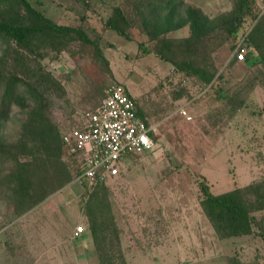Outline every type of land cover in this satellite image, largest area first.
<instances>
[{
	"label": "rangeland",
	"instance_id": "rangeland-1",
	"mask_svg": "<svg viewBox=\"0 0 264 264\" xmlns=\"http://www.w3.org/2000/svg\"><path fill=\"white\" fill-rule=\"evenodd\" d=\"M9 1L0 6L1 19L31 24L27 9ZM29 4L59 26L84 31L93 44L76 35L57 36L55 41L41 37L30 50L0 34V111H9L0 130L5 143L20 140L33 107L31 99L24 108L13 104L8 110L2 105L7 83L14 77L23 81L16 95L30 96L26 82L43 94L47 116L61 135L80 126L102 102L105 89L115 84L128 90L157 130L155 149L131 156L121 177L91 190L84 186L81 217L68 219L62 230L74 235L83 224L106 264L110 259L114 264H142L146 259L150 264H264V211L255 214V234L220 240L201 206L203 182L220 195L264 180V0ZM190 9L208 19L196 35ZM170 15L172 22L167 21ZM111 19L122 24L125 36L108 26ZM236 20L239 30L233 34ZM206 28L209 31L203 33ZM242 43L252 47L246 64L236 61ZM193 67L212 74V82L205 83ZM44 77L50 82L42 81ZM17 152L24 164L38 156L25 148ZM61 163L70 182L54 191ZM33 168L35 182L54 192L19 216L15 199L9 198V181L2 182L16 168L13 161L0 159V255L5 259L8 253L39 247L40 237L55 227L44 205L59 199L79 177L64 155L60 162L39 158ZM91 218L96 220L94 230Z\"/></svg>",
	"mask_w": 264,
	"mask_h": 264
},
{
	"label": "trees",
	"instance_id": "trees-1",
	"mask_svg": "<svg viewBox=\"0 0 264 264\" xmlns=\"http://www.w3.org/2000/svg\"><path fill=\"white\" fill-rule=\"evenodd\" d=\"M7 1L9 0H0V6L6 4ZM15 1L18 5L24 6L27 9L31 15L32 22L31 24H27L9 21L4 18L1 19L0 17V34L14 41L19 47L32 50L34 49V40H38L41 37H47L48 40L55 41L57 40V36L60 38H74L75 35L80 40L93 44L84 31L55 24L34 10L29 4V0ZM9 3L8 5H10ZM189 15L191 28L196 35L201 32L200 24L203 22L208 23V19L193 9H190ZM171 18V15L168 16L167 21L170 22ZM123 21L127 22L126 19H123ZM189 21H186V23H189ZM237 22L238 20L232 24L231 33L233 34L239 30ZM108 26L118 34L122 36L126 35V31L119 21L111 19L108 22ZM181 26L179 25L178 28ZM208 31L209 28H206L203 33H207ZM55 48L57 49L56 45ZM187 64L186 66H188ZM188 67L190 68V66ZM191 69L205 83L212 82L213 75L204 74V69L198 67ZM14 79L7 83L2 105H6L8 110L11 109L13 104L21 105L24 108L27 106L25 102L31 99L33 107L29 113V119L23 127L20 140L17 143L8 145L0 138V159L5 158L7 161H13L16 168V172L11 173L7 179L6 177L3 178L2 182L4 180L9 181V186H11L9 198L10 200L11 198L15 199L17 213L19 216H22L42 203L51 193L67 185L70 182V175L64 164L61 163L62 171L57 178L58 188L56 190L48 192L43 188L42 182L38 180V183L35 182L33 167H35L37 159L43 158L46 161L56 159L60 162L62 156L65 154V148L60 131L51 123L47 116L48 105L43 94L34 89L33 83L26 82L25 85L30 91V96L16 95L18 83L23 81L17 77H14ZM43 80L50 82L46 77L42 78ZM8 119L9 111H2V113L0 111V130L3 127V122ZM19 148L30 149L33 153L36 151L38 154L37 159L32 164L21 163L17 152ZM0 176H3L2 173H0ZM201 191L203 193L202 209L220 240L241 238L255 234V214L264 211V180L249 187L237 188L220 195L213 194L210 186L203 182L201 183ZM95 228H97L96 220L91 218L90 229L94 230ZM115 262L114 259H110L108 264H114ZM125 262L124 260L123 264ZM102 264H106L104 260Z\"/></svg>",
	"mask_w": 264,
	"mask_h": 264
},
{
	"label": "built area",
	"instance_id": "built-area-1",
	"mask_svg": "<svg viewBox=\"0 0 264 264\" xmlns=\"http://www.w3.org/2000/svg\"><path fill=\"white\" fill-rule=\"evenodd\" d=\"M251 54L249 44L242 43L237 48L236 61L245 63ZM183 114L186 116L187 112ZM156 131L140 113L128 90L111 85L105 89L102 102L85 115L80 126L62 133L64 156L77 167V184L91 190L121 177L131 156L152 152ZM84 230V226L78 227L75 236Z\"/></svg>",
	"mask_w": 264,
	"mask_h": 264
},
{
	"label": "crops",
	"instance_id": "crops-1",
	"mask_svg": "<svg viewBox=\"0 0 264 264\" xmlns=\"http://www.w3.org/2000/svg\"><path fill=\"white\" fill-rule=\"evenodd\" d=\"M249 61L250 58L241 64ZM84 188L76 184L59 199L44 205V208L53 214L55 227L40 237L41 242L37 249L33 248L19 255L8 253L6 259L0 255V264H102L90 236L83 233L76 237L75 233L73 235L68 230H62L68 219L78 220L81 217L82 199L86 193ZM142 264H150L149 259L142 261Z\"/></svg>",
	"mask_w": 264,
	"mask_h": 264
}]
</instances>
